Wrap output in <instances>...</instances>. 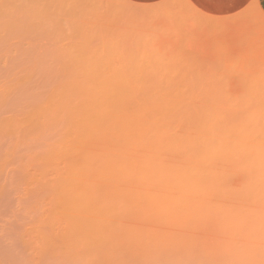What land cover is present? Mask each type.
<instances>
[{
    "label": "rangeland",
    "instance_id": "374dc122",
    "mask_svg": "<svg viewBox=\"0 0 264 264\" xmlns=\"http://www.w3.org/2000/svg\"><path fill=\"white\" fill-rule=\"evenodd\" d=\"M256 3L257 0H0V264H264V173L245 179L242 166L243 173L239 174L234 171L238 168L239 172V166L224 163V179L228 180L210 185L195 200L199 201L196 205L168 220L144 223L142 215H135L124 216L117 224L102 219L85 221L79 217L81 214L72 212H82L80 208L86 205L100 207L109 201L132 199L119 186L116 189L109 184L112 189H105V180H89L81 170L87 158L110 144L100 134L96 137L90 132L94 116L84 101L88 88L95 89L93 86L106 79L114 80L120 72H113L124 66L120 60L125 59L123 53L130 47L129 42L133 41L132 47L143 36L149 40L147 47L159 48L155 51L163 57L166 52L171 67L177 63L174 69L180 74L189 68L194 73L189 69L187 73L202 75L206 90L213 88L205 90L212 93L208 96L219 98L224 93L221 99H242L247 83L264 75V18ZM137 33L140 38L134 35ZM120 49L125 52L119 54ZM106 56L111 66L107 61V65L103 63ZM108 56L118 64L117 68L112 69L116 64ZM206 58L217 59L208 62ZM127 59L126 62L130 60ZM254 62L258 66L252 67ZM259 65L262 72L257 69ZM105 66L111 67L109 71ZM250 66L262 75L253 74ZM99 70L102 71L97 74ZM91 73L93 76H89ZM250 73L255 78L252 74L248 78ZM110 74L112 79L108 78ZM262 79L264 82L263 76ZM122 180L120 187L129 184ZM86 186L95 189V197L84 205L81 196ZM76 200L78 204H74ZM80 202L84 206L79 207ZM74 214L78 215L76 219Z\"/></svg>",
    "mask_w": 264,
    "mask_h": 264
},
{
    "label": "bare ground",
    "instance_id": "6f19581e",
    "mask_svg": "<svg viewBox=\"0 0 264 264\" xmlns=\"http://www.w3.org/2000/svg\"><path fill=\"white\" fill-rule=\"evenodd\" d=\"M58 2L59 1H57V3ZM74 2H75V0H74ZM71 3H73V2H71ZM58 4H60V3H58ZM60 5H62V4H60ZM256 6L258 7L259 15L262 18H264V13L262 12L263 11L262 8L258 5V3H256ZM63 17H65V16H63ZM111 24H112V22H111ZM229 25H231V24H229ZM73 26H76V25H73ZM86 26H87V24H86ZM104 26H105V24H104ZM122 26H124V25H122ZM128 26H129V24H128ZM102 27L103 26H101V28ZM117 27H120V25ZM81 28L82 27H80V29ZM124 28H125V26H124ZM132 28H134V27L132 26ZM135 29H140V28H137V26H136ZM144 29H145V27H144ZM91 30H93V29H91ZM140 30H143V29H140ZM229 30H230V28H229ZM103 31L104 30H102V32ZM107 31H108V29H107ZM151 31H154V30H151ZM94 32H96V31H94ZM100 32H99V34H101ZM140 32H142V31H140ZM174 32L176 33V31H174ZM80 33H81V31H80ZM90 33H92V32H90ZM119 33L116 35L118 36ZM134 33H136V31ZM102 34L104 35L105 33H102ZM200 34L201 33H199V36H200ZM91 35H94V33ZM111 35H114V34L111 33ZM134 35L136 36V35H138V33L134 34ZM158 35H159V33H158ZM83 36H85V35H83ZM151 36H150V38H151ZM166 36L167 35H165V37ZM203 36H204V34H203ZM114 37H115V35H114ZM141 37H142L141 40H144V41L137 39L139 42L136 41L138 43H135L134 46H132V47H131V43L133 41L129 42L130 47H128V49L126 48V46L129 45V44L126 45V43H128V42H126V43L123 42V45L124 44L126 45L124 48H126L127 50H125L123 47H121L126 52L124 50L120 49L119 54L121 53V51H122V53L125 52V54L123 53V57L126 56L128 59H130L129 61H131V63H129V61L126 62V60H125L126 57H125V59L122 58L120 60L122 63H124V66L127 63L131 64L129 66L126 65L127 66L126 69L122 65V68L124 71L122 70V68L118 69L117 68L118 64L115 63V61H113L112 57L108 56V58L109 59L112 58V62H114L116 64L115 67L113 66L112 69H114V68L118 69V70L116 69L117 71L115 70V72H113V73L114 74L116 72L121 73V74L120 73L115 74V76L117 75L119 78H117V76L113 78V76L110 74L111 77H108V76L107 77L111 78V79L113 78L114 80L106 79L105 83H102L105 80L104 79L103 81H101V83H102L101 85L99 84L100 82H97L99 84V86L98 85L93 86V87H96L95 89L88 88V96L86 95L88 98H86V99L84 98L85 99L84 101L86 102V106L88 107L87 109H90L92 116H94L93 122L91 121L90 132L96 134V137L98 134H100L98 136H100V138L103 136L106 139V142L110 143L111 145L109 144L108 146L103 147L104 149L99 154L95 155V153H93L94 155L87 158L86 161L83 163V166H81V167H83L84 170L83 169H81V170L85 172L84 175L86 176L87 179H89V180H91V179L105 180V182H107V187H105V189L110 187V185L113 188L115 187L116 189L122 188V190L124 192H127L131 195L132 199L130 201H125V199H122L118 203L117 202L114 203L115 201L114 202L109 201L108 205L103 204L100 207H94L91 205L89 206L86 204H88V202H90V201L93 202L94 197H95V189L91 186H86L85 190H84L85 192H83L84 195L81 196L82 198H84L83 201H85V202H83L82 199L79 198V200L82 201L83 203H85L84 205H86V206L83 207L84 206L83 203L81 204V202H80L79 207L81 205H83L82 206L83 208H80V210L82 212H80L78 208H76V209H78L77 211H75V210L72 211L74 213L81 214V216H79V217H81V219L84 218L85 221H86V219H87V221L93 220V219H96V220L102 219V220H107V221L109 220L108 222H110V223H112V222L116 223L117 222V224H118L119 221H123L124 216H126V218H127L128 216L130 217V216H135V215L136 216L142 215V218L144 217V223L146 221H147V223H151V219L159 220V222L161 219H167L168 220V218H170L171 215L178 214L180 211L185 210L186 208L188 209L189 207L196 205L199 201H195V200L197 198H200V195L202 193H204V191L210 185H212V184L218 185V184H222L224 182L225 174H227V173H225L226 170L222 168V165L224 163L232 164V165L236 166V168H237V166H239V168H240V166H242L244 168L243 171H244V174L246 176L245 179L250 178L254 175H259L261 173H264V97H262V96H264V94H263L264 93V82L262 81L263 80L262 76L264 78V75H262L260 72H258L259 70L258 71L256 70V72H258L257 75H259V74L262 75V76H260L261 77L260 79H258L259 77H256L257 78V80H256L255 75L253 76V74L256 73L255 72L256 68L255 69L252 68L253 69L252 70L251 69L252 65H251L250 69L254 73L253 74L250 73L248 75V78L252 74L251 76H253L255 78V80L247 83L248 89L246 88L244 90L246 93L243 92V95L241 96L242 99H240L238 96L239 99L236 98L233 101L230 96H228V98H227L226 95H225L226 97L224 99H221V98H223L224 93H220V94H222L221 95L222 97L220 96L219 98H218V96L217 97H215V96L211 97L208 95H211L212 93L210 92L207 94V92L213 88H211L208 91L206 90V88L208 86L207 87L205 85H204L205 87L203 86V84H205V82H202L203 80L200 79V77L202 75L197 76L195 74H191L193 71L191 72V69H189L188 67L187 68L189 70L188 69L187 70L190 71L191 73H189V72L187 73V70L185 71V68H184V71L186 73L183 74V70H181V74H180L179 71L174 69L177 63H175V66L174 65H172V67L170 66L171 62H168V60H169L168 57H165L166 52L163 53L164 57L162 56L161 53H160L161 54V56H160L157 53L158 50H157V52L155 51L156 49H159V48H156V49L154 48L155 50H152L151 47H147V43H148L147 41H149V40L145 41L146 37H144V39H143V36H141ZM204 37H206V36H204ZM217 37H219V36H217ZM138 38H140L139 35H138ZM223 38H225V37H223ZM90 39H92V38H90ZM106 39H108V38H106ZM127 39H129V37ZM205 39H207V38H205ZM205 39H204V41L207 43L208 40L206 41ZM216 39L218 40V38H216ZM216 39H215V41H217ZM92 40H96V38L92 39ZM134 40H135V38H134ZM201 40H203V39H201ZM210 40L208 41V43L212 42ZM167 41H168V39H167ZM188 41H189V39H188ZM219 41L222 42V40H219ZM141 42L143 44L142 47H140ZM87 43H90V41ZM92 44H93V42H92ZM104 44H107V43H104ZM104 44H103V47H106V46H104ZM170 44H171V42H170ZM113 45H115V44H113ZM120 45H121V43H120ZM148 45H149V43H148ZM227 45H228V43H227ZM227 45H226V47H227ZM251 45H252V43H251ZM150 46H153V45L151 44ZM205 46L203 44L204 48H205ZM96 47H98V46H96ZM117 47L118 46L115 45L116 49H117ZM173 47H175V45ZM190 47H191V45H190ZM196 47H198V46H196ZM203 47H201V48H203ZM208 47H211V45ZM239 47H241V45ZM246 47H248V46L246 45ZM92 48H90V49H92ZM115 48H113L114 51H115ZM169 48H171V47H169ZM169 48H167V49H169ZM164 49H166V47ZM176 49L178 50L177 47H176ZM191 49H193V47L190 48V50ZM197 49H199V48H197ZM197 49H196V51H198ZM203 49H201V52L204 51ZM229 49H230V47H229ZM248 49H246V50L249 51ZM263 49H264V46H263ZM106 50H107V47H106ZM177 50H175V51H177ZM246 50H243V51L240 50V51H242L244 54L247 52ZM107 51H109V50H107ZM172 51H173V49H172ZM172 51L170 53H172ZM250 51H251V49H250ZM92 52H93V49H92ZM96 52H97V50H96ZM193 52H195V51H193ZM198 52H200V51H198ZM204 52H207V51H204ZM103 53H105V52H103ZM174 53L175 52H173L172 54H174ZM119 54H118V52L117 53L115 52V55H117V59L120 58V56L118 57ZM152 54H154V55H152ZM205 54H207V53H205ZM205 54H203V55H205ZM168 55H170V54L168 53ZM185 55H187V54H185ZM246 55L248 56V54H246ZM246 55H243L244 58ZM174 56H176V55H174ZM176 57H178V56H176ZM220 57H222V56L220 55ZM105 58L103 59V63L106 61L108 62L107 56ZM173 58H171V59H173ZM229 58H231V57H229ZM216 59L217 58H215V60ZM221 59H223V58H221ZM101 60H102V57H101L100 61ZM122 60H125L126 64ZM200 60H201V58H200ZM200 60L198 59V62ZM204 60L205 59H203V61ZM206 60L208 61V58H206ZM215 60H212V61L215 62ZM209 61H211L210 58H209ZM218 61H219V59H218ZM253 61H254V59H253ZM262 61H263V59H261L260 62L262 63ZM91 62H93V60ZM107 62H106V64L105 63L104 64L107 65ZM194 62H197V61L195 60ZM225 62H227V61H225ZM230 62H231V59H230ZM260 62L258 64H260ZM173 63L174 62L172 61V64ZM186 63H187V61L185 62V64ZM190 63L192 65V62H190ZM108 64L110 65L109 62H108ZM194 64H196V63H194ZM203 64H207V63H205V61H204V63H202V65ZM237 64H239V62ZM256 64L254 62L255 66H252V67L258 66ZM93 65H95V64H93ZM100 65L103 66L102 63ZM233 65L234 64H232V66ZM244 65H246V64L244 63ZM247 65H249V64H247ZM120 66L121 65L119 63V67ZM198 66H199V64H198ZM203 66H205V65H203ZM208 66H206V67H208ZM109 67H106L105 69H108ZM242 67L240 66V68H242ZM247 67H249V66H247ZM245 68L246 67H244V69ZM258 68H261L260 65H259V67H257V69ZM217 69H218V67H217ZM220 69H222V68H220ZM236 69L237 68L235 67V72H236ZM250 69L248 68V70H250ZM263 69H264V66H263ZM173 70H175V71H173ZM210 70H212V69H210ZM100 71H102V70H99L97 72V74ZM108 71H109V69H108ZM195 71H196V68H195ZM215 71H216V69H215ZM229 71H230V69H229ZM262 71L263 70L261 68V72ZM93 72L95 73V70ZM177 72L179 73V75L177 74ZM223 72H226V71L224 70ZM205 73H207V72L204 71V74ZM210 73H213V72H210ZM241 73H242V71H241ZM246 73L247 72H244L245 75H247ZM92 74L93 73H91V75H89V76H93ZM175 74H177V75L175 76ZM201 74H203V73H201ZM218 74H220V72ZM104 75H102V76H104ZM180 75H181V78H180ZM206 75L207 74H205V76ZM222 75H226V74L221 73V76ZM232 75H233V72H232ZM99 76H100V74H99ZM102 76H100V78ZM173 76L174 77L179 76V78L176 79V78H173ZM205 76H204V78H205ZM219 76L220 75H218L216 78H218ZM229 76L230 75H228V77ZM236 76H238V74ZM241 76H239V77H241ZM128 77H131L132 79L131 78L129 79ZM228 77H227V80L229 79ZM233 77H234V75H233ZM95 78H92V79L94 80ZM115 78H117V79H115ZM234 78L236 79L238 77H234ZM98 79H99V77H98ZM98 79H96V81ZM209 79H210V77H209ZM224 79H226V78H224ZM250 79H251V77H250ZM247 80H249V79H247ZM239 81H243V80L238 79V82ZM90 82H92V80H90ZM208 83H210V82H208ZM224 83H226V82H224ZM250 83H251V85H249ZM93 84H95V83L93 82ZM222 84L219 83V86L220 85L222 86ZM88 85H87V87H88ZM210 85H212V84H210ZM199 86H200V89L198 88ZM202 86H203V88H202ZM240 86H238V87H240ZM227 87H229V86H227ZM245 87H246V85H245ZM233 88H235V87L233 86ZM199 90H202L203 92H201V91L199 92ZM225 90H228V88H226ZM216 91H218V90H216ZM228 91H227V93H228ZM197 92L201 93L202 95H199ZM85 93H86V91H85ZM204 93H206V94L203 95ZM239 95H241V94H239ZM81 100H83V99H81ZM231 100L233 103L230 102ZM235 100L237 101L236 103H234ZM242 105H244V107ZM94 134H91V135L93 136ZM104 138H103V140H104ZM78 165H80V164H78ZM78 165H74V166L76 167ZM242 167L239 169V172H238V168L235 170L233 169V170L235 172L237 171V173L240 174L242 172L241 171ZM259 169H262V170H259ZM229 175H231V174H229ZM243 175L241 174V176H243ZM233 176H234V174H233ZM226 178H227V175H226ZM122 179L129 181V184L126 185L127 188L129 187V190L124 185L122 187H120L121 183L119 184V181ZM226 180H228V179H226ZM126 181L123 184H126ZM151 181H152V185H151ZM105 185H106V183H105ZM118 186H119V188H118ZM112 187H110V188L112 189ZM105 201L107 202V199H105ZM193 201H195V202H193ZM77 202L78 201L76 200L74 202V204ZM110 203H113L115 205H111ZM70 206H72V205H70ZM73 207L75 208V206H73ZM70 216H71V214H70ZM75 216L78 217V215L74 214L73 219H76ZM138 218L140 219L141 217L139 216ZM77 219H79V218H77ZM81 221H84V220H81ZM134 222H135V220H134ZM142 222H143V220H142ZM119 223H121V222H119ZM95 226H93V227H95ZM97 227H99V225H97ZM148 227H151V226H148ZM88 228L91 229V225Z\"/></svg>",
    "mask_w": 264,
    "mask_h": 264
},
{
    "label": "crops",
    "instance_id": "0c3cea01",
    "mask_svg": "<svg viewBox=\"0 0 264 264\" xmlns=\"http://www.w3.org/2000/svg\"><path fill=\"white\" fill-rule=\"evenodd\" d=\"M249 0H245V2H248ZM260 7L262 8V10L264 11V0H257Z\"/></svg>",
    "mask_w": 264,
    "mask_h": 264
}]
</instances>
